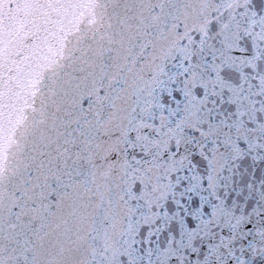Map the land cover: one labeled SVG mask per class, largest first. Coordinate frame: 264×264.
I'll return each instance as SVG.
<instances>
[{"label": "snow or ice", "instance_id": "obj_1", "mask_svg": "<svg viewBox=\"0 0 264 264\" xmlns=\"http://www.w3.org/2000/svg\"><path fill=\"white\" fill-rule=\"evenodd\" d=\"M0 264H264V0H0Z\"/></svg>", "mask_w": 264, "mask_h": 264}]
</instances>
